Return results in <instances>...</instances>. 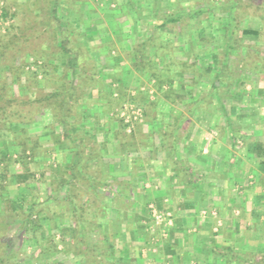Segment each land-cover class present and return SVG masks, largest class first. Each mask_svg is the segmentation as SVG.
<instances>
[{
    "label": "crops",
    "instance_id": "1",
    "mask_svg": "<svg viewBox=\"0 0 264 264\" xmlns=\"http://www.w3.org/2000/svg\"><path fill=\"white\" fill-rule=\"evenodd\" d=\"M153 1L60 0L61 20H50L57 21L56 26L51 22L45 25L55 29L52 44L46 42L45 49L56 67L51 70L49 61L44 71L48 77L44 84L49 89L46 96H54L30 129H40L38 139L50 142L48 151H93L101 170L109 153L111 161L103 172L110 175V184L116 182L111 176L118 175V182L133 187L131 173L138 174L139 180L133 176L136 184L152 193L143 203L145 212L140 214L146 217L138 228L122 230L125 224L121 223L119 231L109 234L114 242L112 264H264V100L253 105L250 99L255 87L246 86L244 99L245 91L234 88L235 80L231 84L226 81L223 69L229 60H224L228 41L216 44L217 53L211 48L215 42L211 35L205 41L193 36L195 49L189 53L188 64L199 57L205 68L201 77L192 71L187 84V72H174L172 95L166 84L155 88L152 72L163 74V70L159 71V66L158 70L144 69L131 62L143 37L144 30L137 29L145 27L142 20L147 18L138 21L132 16L105 14L119 6L127 14L147 11ZM34 5L35 1L29 0L21 6L22 15L32 7V18L41 16L44 11ZM73 11L79 19L67 20ZM159 23L156 20L153 25ZM179 32L174 37L159 33L157 44H179L177 50L183 54L182 39L176 36ZM147 46L143 55L152 56L153 47ZM212 56L217 68L205 63ZM55 95L61 97L60 107ZM138 96H145L146 103L154 105L151 115L148 112L146 116L145 133L155 134L156 143L146 151L97 153L95 140L106 132L111 138L118 135V110L126 103L134 104ZM134 105L145 118V105ZM103 124L108 126L98 133L99 139L94 134ZM59 139L60 148L54 142ZM65 156L69 159L70 155ZM153 207L169 213L171 225L156 224ZM78 258L73 264L83 263Z\"/></svg>",
    "mask_w": 264,
    "mask_h": 264
},
{
    "label": "trees",
    "instance_id": "2",
    "mask_svg": "<svg viewBox=\"0 0 264 264\" xmlns=\"http://www.w3.org/2000/svg\"><path fill=\"white\" fill-rule=\"evenodd\" d=\"M8 1L0 0L1 21L14 17L15 12L11 11L12 8L17 9L26 4L16 0H12L9 4ZM34 1L37 4H43V7H39V9L45 12L48 19L61 20L60 0ZM153 7L156 8L157 6ZM173 7L175 8H158L155 11L154 18L160 21L158 25L148 22L144 25L145 29L140 27L142 31L144 30L143 37L137 43L139 50L134 49L133 55L136 58L131 60L134 65L139 64L144 69L149 67L151 70H158L159 66V71L163 70V74L152 72V77H155L157 81L155 88L158 89L162 84H166L171 88L170 95L173 94L172 88L175 80L171 73L176 72L177 67L183 72L188 71L185 64L188 66L191 56L189 53H193V49H195V39L193 40L192 36L194 32L191 22H188L183 30L180 29L182 31L176 35L182 39L181 48H183L185 60H177L175 54L170 51L172 47L177 50L179 44L173 45L172 42L168 41H160L157 44L159 33L166 34L161 31L168 24H177L184 18L192 20L195 16L207 11L201 7L186 11L183 8ZM225 9L227 17L233 19L234 9L231 12L230 5ZM105 12L106 15L110 13L112 17L132 16L139 21L143 17H150L151 9H147L145 12L130 11L127 14L128 11L124 12L123 8L119 6L112 11L107 9ZM72 14L74 17L71 16L67 20L79 19L78 13L73 11L69 13V16ZM137 30L134 31L137 32ZM225 32V36H230V29L225 30ZM242 34L258 35V32L244 29ZM2 36L3 34L0 33V131L6 136L5 143L8 146L7 151L0 150L4 151L3 155H0V264H64L70 259L76 262L77 257L83 260L82 264H112L115 260L113 255L114 242L107 231L110 222L106 213L108 209L107 200L126 196L123 199L126 201L129 197L127 193L132 187L123 185V182H118V175L111 176L113 180H116L113 184L107 181L110 175L106 172H100L98 178L88 175L83 168L85 160L91 156L85 155L83 151H77L78 153L73 156V160L74 157L77 159L74 160L75 162L71 167L67 170L62 169L65 177L60 176L59 180L53 181L43 192L36 188L35 183L30 181L28 175L30 173V159L36 155L35 148L37 145L30 142L27 129L33 122V116L37 113L35 117H38L39 110L44 109L46 103L54 95L43 96L37 91L35 95L28 97L23 93L20 94V92L18 94L15 92L16 90L13 91L12 86L17 85L18 87L20 82L22 84L19 88L23 91L28 85V78L39 79V72L42 73L41 77L46 80L48 77L44 71L48 65L46 61L41 59L39 63L38 58L40 57L34 56L33 61L27 62V65L26 62L17 63L13 54L6 55V50L11 48V41H5ZM148 44L151 48L153 47L152 56H149L148 53L143 55ZM196 46L197 48H204L203 45ZM227 46L224 51V60L228 58V48H231L232 44L228 43ZM211 48L216 51V44L211 43ZM216 52L218 53V51ZM29 66L33 67V71H29ZM21 74H25L24 79L20 77ZM24 80L26 84H23ZM120 123L125 130L126 125L122 123V120ZM60 159H62L61 155ZM69 159L72 161L71 156ZM16 164L20 166L21 173L14 174L11 172L10 169ZM13 178H16L15 182L19 185L11 186ZM80 179L87 181L86 190L90 191L95 198L101 191L108 193L100 200L99 209L95 203L88 204L79 200L81 194L77 190L81 191V187L77 183ZM11 192H14L15 197L10 194Z\"/></svg>",
    "mask_w": 264,
    "mask_h": 264
},
{
    "label": "rangeland",
    "instance_id": "3",
    "mask_svg": "<svg viewBox=\"0 0 264 264\" xmlns=\"http://www.w3.org/2000/svg\"><path fill=\"white\" fill-rule=\"evenodd\" d=\"M11 1L12 0H9L8 3L10 4ZM16 1L19 3L24 2L23 0ZM29 3L31 4V2ZM149 5L151 6H149V9H151V14L147 19L142 20V23L144 24L148 22L154 24L156 22V18H154L155 12L152 11L153 6H157L156 8H154L155 11H157L158 8L173 9L175 8L173 6L183 8L185 11L188 9H195L197 7L205 8L207 10L206 13L195 16V18L192 20L184 18L177 24H168L166 28L161 32L166 33L167 37H174L173 35H175L179 31H182L185 25L188 24V22H191L192 30L194 32L192 36H196L197 38H204L205 41V37L207 35H211L215 39V42H213L217 45H222L223 39L227 40L229 44H232V47L228 48L229 60L227 61V65L223 69V72L225 73L224 78L230 84L234 79V88L239 90L240 92L245 91L246 86H249L250 89L255 87V92L250 99L253 102V105L258 104V99L264 100V0H154ZM229 5L231 12L232 9H234V13L232 15L233 19H231V17H227L226 15L227 12L225 8ZM34 6L35 8L39 9V6L43 7V4H37L35 2ZM20 9V7L17 9L12 8L11 11L15 12L14 17L9 18L6 21L0 20V33L3 34L2 37L5 39V41H11V48H8V50H6V55L8 56L10 54H13L16 58L17 63L26 62V65L27 62L31 60V57H40L38 59L46 61V64H48V62L50 61L49 63L51 70L54 69V67L56 66L53 62L55 61L48 58L47 54L50 53L49 50L45 49V43L48 42L52 44V39L55 35L54 26H50L47 28L45 25L48 24V22L50 23V20H54L50 18L48 19L45 15V12H41V16L36 19L32 18L31 14L33 12H29L33 10L32 7L27 11V15L23 16V10L21 9L20 11ZM71 16L74 17L73 14L69 17ZM56 22L57 21H55L54 23L51 22V24L56 26ZM139 29L141 32L142 29ZM227 29H230L231 31L230 36L228 37L225 36V30ZM244 29L257 31L258 35H244L242 34V30ZM200 32L202 33L200 34ZM172 44L174 45L175 43ZM170 51L175 54L174 56L176 59H181V57L185 56L184 54L179 53V50H176V48L172 47L170 48ZM185 58L186 57H183L182 59ZM208 60L209 61H206L205 63L211 62L209 63V65L217 68L214 63L216 57L214 58L212 56V58ZM203 64L204 62L201 64L199 57L198 61L196 60L191 66L189 64V66L185 64V66L188 67V71H186L187 73L185 74V78L189 79L187 81V84L191 83L192 74L190 75V73H192V71L196 75H199L200 77L202 76V71L205 70V68H203ZM177 68L176 72H179L180 69ZM190 68L192 70H190ZM189 70L191 72H189ZM29 71H33L32 66H29ZM20 77L24 79L25 74H21ZM200 77H198V79H201ZM38 78L39 79L34 80L33 78L31 79V77H29L28 85L23 89V91H21L19 88L22 83L19 82L18 87L17 85H13V91L16 90L15 92H17L18 94L20 92V94L23 93L28 97H31L33 94L35 95L38 91L41 95L46 96L47 92L49 91V89L46 88L44 84V82L46 83V81L40 75H38ZM202 80L203 78L201 79V82L203 83ZM24 83L26 84L25 80L23 84ZM231 87H233V84ZM242 94L243 96L241 97L247 99V90ZM144 99L145 96H142V98L141 96H138L136 101H134V104L141 106L145 105V118L142 117V122H139V124L133 129L130 128V131L126 132L121 123L117 122V127L119 128L117 132L118 135L114 136V138H111L112 135L106 132V135L101 138L98 133L102 132V129H104L107 124L99 126L100 130L95 131L94 135L95 137L101 139L98 142H96L97 140H95V143H93V146H95L97 153H99L100 151H105L104 153L108 151H146V149L150 147L151 144L156 143L157 140L154 137L155 134L152 133L149 136L147 135V133H145L147 132L145 125V123H147L146 116L148 115V112H150L151 115L152 110L154 109V105H148L146 103V100ZM54 101H56L58 107H60L61 97H54ZM41 102L44 103V101ZM43 110V108L39 110L38 117H35L37 113L33 116V122L38 121L43 116ZM213 134L215 135V133ZM39 135L41 136L40 129L38 127L34 129H30L29 127L27 129V136L30 139V142L37 145V147L35 148V151H37V153L34 158L30 159V173L28 177L30 181L35 183L36 188L39 189V191L43 192L53 183V181L59 180L60 176L65 177L63 170H67L69 167H71V165L75 162L74 160L77 159L74 157L73 160V156L78 152L65 151L62 153V151H58L57 153L56 151H48L50 142L47 143L44 138L42 140L38 139ZM149 137L151 138V141H149ZM5 140L6 136H4L2 131H0V150L3 149L4 151H7L8 145L5 143ZM54 142L56 147H59L61 139ZM79 143L81 145H84L83 140H80ZM80 144L79 146H81ZM86 144L89 143H85V146ZM4 151H0V155H3ZM59 152L63 154V156L61 155V157H63V160L60 159ZM83 152L85 155L91 156V158L85 160L83 169H85L88 175L90 174L91 176L98 178L100 172H103V169L105 170L104 165H107L108 161H111L109 153H107L106 161L102 163L101 170V166H99L98 164L96 165L95 163L98 160V157L93 156L95 155L93 154V151L89 152V154H87L88 151ZM65 155H70L72 157V161ZM113 160L115 159H112V161ZM10 170L14 174L21 173L20 166L17 164L14 165V167H12ZM133 176H136V179L139 180L138 174L133 175L131 173V179L133 178V184L135 186H133L130 192L127 193L129 197L126 201L123 200L126 196H119V199L115 198L113 200H107L108 209L106 213L107 218L110 220L109 228L107 229L108 234L112 232L116 233V231H119L117 226H119L121 223L125 224L124 227H120V229L122 230L125 229V227L138 228L140 226V222L142 223L143 219L146 217V214H140V212H145L142 207L143 203L145 200L152 198V193L150 192V190L145 191L144 187H142L140 183L136 184L138 180L134 179ZM15 180L16 178H13V183H11L12 187L19 185L15 182ZM86 182V180L80 179L77 183L81 187V191L79 189L77 190L81 194L79 200H81V202L85 201L88 204L95 203V206L99 209V202H101L100 200L107 196L108 193L101 191L98 193V197L95 198L90 191L86 190ZM10 194L15 197L14 192H11ZM123 195H125V193H123ZM64 264H73V260H67Z\"/></svg>",
    "mask_w": 264,
    "mask_h": 264
},
{
    "label": "built area",
    "instance_id": "4",
    "mask_svg": "<svg viewBox=\"0 0 264 264\" xmlns=\"http://www.w3.org/2000/svg\"><path fill=\"white\" fill-rule=\"evenodd\" d=\"M117 115L126 125L127 131H130V128L133 127V124L140 122L143 117L142 110L130 103L124 104L118 110ZM151 211L156 224L166 223L167 225H171V215L169 213L161 212L154 207L151 209Z\"/></svg>",
    "mask_w": 264,
    "mask_h": 264
}]
</instances>
